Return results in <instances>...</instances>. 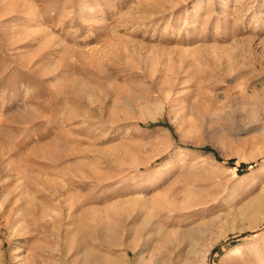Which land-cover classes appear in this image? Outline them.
Segmentation results:
<instances>
[{
	"label": "rangeland",
	"instance_id": "1",
	"mask_svg": "<svg viewBox=\"0 0 264 264\" xmlns=\"http://www.w3.org/2000/svg\"><path fill=\"white\" fill-rule=\"evenodd\" d=\"M261 128L264 0H0V264H264Z\"/></svg>",
	"mask_w": 264,
	"mask_h": 264
},
{
	"label": "clouds",
	"instance_id": "2",
	"mask_svg": "<svg viewBox=\"0 0 264 264\" xmlns=\"http://www.w3.org/2000/svg\"><path fill=\"white\" fill-rule=\"evenodd\" d=\"M244 110L248 111L249 110V106L245 105L244 106ZM258 119H259L258 110H256L255 112L250 113V120H258ZM258 134L259 135H264V128H261V131Z\"/></svg>",
	"mask_w": 264,
	"mask_h": 264
}]
</instances>
